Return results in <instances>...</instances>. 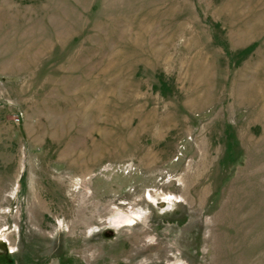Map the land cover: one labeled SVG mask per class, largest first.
<instances>
[{
	"label": "rangeland",
	"instance_id": "374dc122",
	"mask_svg": "<svg viewBox=\"0 0 264 264\" xmlns=\"http://www.w3.org/2000/svg\"><path fill=\"white\" fill-rule=\"evenodd\" d=\"M0 264H264V0H0Z\"/></svg>",
	"mask_w": 264,
	"mask_h": 264
}]
</instances>
